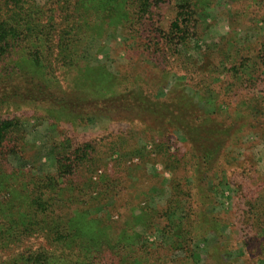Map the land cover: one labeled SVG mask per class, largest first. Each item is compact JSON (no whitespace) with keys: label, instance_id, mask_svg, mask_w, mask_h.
Returning a JSON list of instances; mask_svg holds the SVG:
<instances>
[{"label":"rangeland","instance_id":"obj_1","mask_svg":"<svg viewBox=\"0 0 264 264\" xmlns=\"http://www.w3.org/2000/svg\"><path fill=\"white\" fill-rule=\"evenodd\" d=\"M181 1L160 3L155 20L163 32ZM191 2L194 27L180 59L159 33L137 27L89 41L83 57L149 95L164 97L172 86L188 95L204 110L210 135L226 141L215 160L193 158L175 130L159 137L139 122L55 123L30 109L0 111L23 121L9 160L31 176L56 175L59 156L72 170L71 160L89 147L88 162L69 179L98 196L80 207L110 220L113 243L117 236L130 243H116L97 264H264V0ZM44 242L35 237L25 246Z\"/></svg>","mask_w":264,"mask_h":264},{"label":"trees","instance_id":"obj_2","mask_svg":"<svg viewBox=\"0 0 264 264\" xmlns=\"http://www.w3.org/2000/svg\"><path fill=\"white\" fill-rule=\"evenodd\" d=\"M163 1L0 0V111L30 109L39 120L55 123L139 122L159 137L175 130L193 158L215 160L226 141L210 135L204 110L188 95L173 86L164 97L149 95L141 83L131 84L125 74L114 75L83 57L89 41L137 29L159 33L170 56L183 57L194 27L192 2L181 1L166 33L155 20ZM22 123L18 117L0 118V264H97L126 240L117 236L113 243L110 220L80 207L98 196L80 191L69 179L88 162L89 147L71 160L72 170H63L70 158L59 156L57 162L64 164L56 175L31 176L9 160L20 149ZM35 237L44 239L43 246H25Z\"/></svg>","mask_w":264,"mask_h":264}]
</instances>
